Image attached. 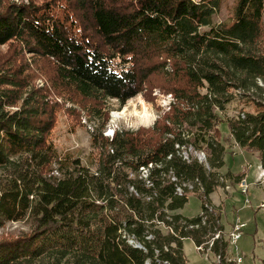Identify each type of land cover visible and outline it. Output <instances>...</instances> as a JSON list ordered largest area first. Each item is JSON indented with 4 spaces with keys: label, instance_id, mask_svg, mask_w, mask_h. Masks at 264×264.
<instances>
[{
    "label": "trees",
    "instance_id": "1",
    "mask_svg": "<svg viewBox=\"0 0 264 264\" xmlns=\"http://www.w3.org/2000/svg\"><path fill=\"white\" fill-rule=\"evenodd\" d=\"M227 1L228 19L216 24ZM263 30L264 0H50L0 9V46L18 42L51 62L81 98L125 104L157 77L175 97L152 130H118L111 140L94 133L84 163L56 148L49 100L23 72L0 71V229L32 224L28 236L0 242V264H188L185 240L199 247L223 230L213 208L193 219L178 213L196 193L205 210L224 185L221 124L264 167V104L246 93L264 91ZM235 102L241 113L225 119ZM190 150L208 151L207 162L186 160ZM226 250L215 242L219 264H235Z\"/></svg>",
    "mask_w": 264,
    "mask_h": 264
},
{
    "label": "rangeland",
    "instance_id": "2",
    "mask_svg": "<svg viewBox=\"0 0 264 264\" xmlns=\"http://www.w3.org/2000/svg\"><path fill=\"white\" fill-rule=\"evenodd\" d=\"M46 1L50 0H0V9H6L13 5L34 4L37 6L42 5ZM231 2L232 0H230ZM227 3L228 1L216 15V24L227 21L229 16ZM75 15L79 16L80 14L77 13ZM260 44L264 51V30ZM0 71L7 75L23 72L21 74L22 78L29 87L39 91L40 95L46 97L47 101L49 100L50 106L56 109L57 121H59L57 125L56 148L60 154H71L74 157H79L84 163H89L90 157L93 156L92 135L94 133L102 132L104 137L111 140L118 130L130 132L152 130L158 122L168 119L175 104V97L172 94L173 101L167 109H162L156 103L160 98V96L154 95L156 90H159V93L163 97H167L170 94L167 92L168 84L162 78L157 77L153 82L144 87L141 94L143 99L150 103L159 114V118L150 127H140L138 130L133 131L124 125L127 123L134 127L143 119L142 112L144 106L140 105L138 101L133 100L132 102L128 101L125 104H121L117 100H107L102 103V101L83 99L74 90L66 88L57 78L56 68L51 62L32 57L25 50L24 46L18 42L0 46ZM257 83L264 90V81L259 80ZM246 93L248 95L252 94L258 102L264 104V91L254 90ZM237 102L228 106L227 111L223 114L225 119L236 117L241 113V108L243 107H239L240 104ZM13 109L17 108H11V110ZM246 109L247 111L254 110V108L250 107ZM100 111H102V114ZM103 114H108L107 118L109 121L121 122V127L113 135L107 134L110 124L109 121H103ZM115 114H118V118L116 119L114 118ZM220 127L223 137L226 138L224 142L226 147L225 164L219 170L220 175L223 177L222 183L224 185H221L210 196L211 202L209 205L220 215L223 240L227 243L226 258H228V261H234L236 254L229 248L227 239L232 232V225L235 224L237 219H240L247 224L244 236L238 244L240 255L244 257V264H263L264 175L262 174H264V167L261 155L255 150H245L239 147L230 136L228 124L223 123ZM207 154L208 151L206 150L198 152L190 150L184 156L186 160L190 156L205 164L207 162ZM3 173L4 171L0 168V176ZM243 186H248L247 195L242 193ZM202 211L203 202L200 194L196 193L190 195L188 203L178 213L193 219L201 216ZM31 231V220L8 223L0 229V242L28 236ZM211 238L209 237L206 242ZM197 247L190 239L184 241V254L188 264H219L215 257L217 254H214L213 250V253L208 254L198 251Z\"/></svg>",
    "mask_w": 264,
    "mask_h": 264
},
{
    "label": "built area",
    "instance_id": "3",
    "mask_svg": "<svg viewBox=\"0 0 264 264\" xmlns=\"http://www.w3.org/2000/svg\"><path fill=\"white\" fill-rule=\"evenodd\" d=\"M193 189H191V191ZM248 190H249L248 186H243L242 193L247 195ZM178 195L183 196L185 195V193H180ZM212 208L213 207L209 205V203H206L205 210L202 211L201 217L204 216L205 211L212 212L213 211ZM204 221H205V218H204ZM246 228H247V224L242 222L240 219H237L235 221V224L232 225V232L229 234V238L227 239L228 240L227 242L229 243V246H230L229 248H231L233 250V253L236 254V258L233 261L235 264H244V257L240 255V248L238 247V244L240 240L243 238L244 231ZM223 238H224L223 232L219 231L215 233L209 241L197 247V250L200 252L208 253V254L213 253L212 250H213L215 242ZM215 257H216L217 263H220L222 260L221 255H217Z\"/></svg>",
    "mask_w": 264,
    "mask_h": 264
},
{
    "label": "clouds",
    "instance_id": "4",
    "mask_svg": "<svg viewBox=\"0 0 264 264\" xmlns=\"http://www.w3.org/2000/svg\"><path fill=\"white\" fill-rule=\"evenodd\" d=\"M154 95L160 96V98L156 101V103L162 109H167L170 106V103L173 101V97L171 94H168L167 97H163L159 93V90H156L154 92ZM133 100L138 101L140 105L144 106L143 112H142L143 119H141L140 122L137 123L134 127L131 124H127V123H125L124 126L128 127L130 130H133V131L138 130L140 127H145V128L150 127L159 118V114L155 111V109L150 103L146 102L143 99L142 94L138 93L136 97L130 98L129 102H132ZM109 124H110V127L107 133L108 135H113L114 132L121 127V122H113L110 120Z\"/></svg>",
    "mask_w": 264,
    "mask_h": 264
},
{
    "label": "water",
    "instance_id": "5",
    "mask_svg": "<svg viewBox=\"0 0 264 264\" xmlns=\"http://www.w3.org/2000/svg\"><path fill=\"white\" fill-rule=\"evenodd\" d=\"M131 244H134L136 248L143 249V246L141 244L135 243L133 241L131 242Z\"/></svg>",
    "mask_w": 264,
    "mask_h": 264
},
{
    "label": "bare ground",
    "instance_id": "6",
    "mask_svg": "<svg viewBox=\"0 0 264 264\" xmlns=\"http://www.w3.org/2000/svg\"><path fill=\"white\" fill-rule=\"evenodd\" d=\"M114 118H115V119L118 118V114H115Z\"/></svg>",
    "mask_w": 264,
    "mask_h": 264
}]
</instances>
